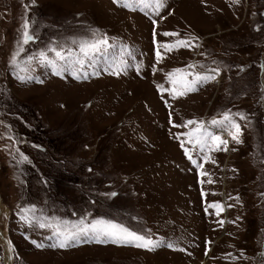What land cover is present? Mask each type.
<instances>
[{"label":"rangeland","instance_id":"1","mask_svg":"<svg viewBox=\"0 0 264 264\" xmlns=\"http://www.w3.org/2000/svg\"><path fill=\"white\" fill-rule=\"evenodd\" d=\"M24 20L34 39L17 62L31 70L18 72L9 61ZM101 37L109 47L84 57L80 78L39 61ZM177 39L188 46L161 48L158 61L157 46ZM213 68L196 91L171 93L175 69ZM226 112L240 143L211 123ZM188 120L204 122V147L183 135L196 127ZM33 206L37 217H103L174 246L81 237L48 247L51 230L21 218ZM0 264H264V0H164L159 14L135 0H0Z\"/></svg>","mask_w":264,"mask_h":264},{"label":"snow or ice","instance_id":"2","mask_svg":"<svg viewBox=\"0 0 264 264\" xmlns=\"http://www.w3.org/2000/svg\"><path fill=\"white\" fill-rule=\"evenodd\" d=\"M132 0H123L124 6L128 7ZM136 3L145 4V6L151 5L159 14V9L164 6V0H135ZM234 3H238L239 0H233ZM155 23V21H153ZM29 22L28 20H24L21 25L22 28V39L19 42L18 51L13 54L10 59V64L18 70V72H29L30 67H22L20 63L17 62V56L20 53L24 52L25 49L23 45L28 44L33 41L34 37L29 31ZM98 31V30H97ZM164 36H178V33H170L164 32L162 33ZM156 32L153 31V43L156 44L155 40ZM93 37H95V33H93ZM73 43H77V41H73ZM188 41L184 39H177L175 42L171 44H162L158 45L156 49V56L158 61L162 59V53L160 51L161 48L164 51L171 52L173 49L178 47H187ZM79 53L80 55H76L70 48L67 50V54H65L64 50H57L56 48H49V52H54L56 59H50L44 51H40L38 53V58L41 63L48 64L53 70L54 74H59L61 70L67 71L71 69L72 74L76 76L79 72L80 68L78 66H83L85 63L84 57H88L93 53L99 52L102 49H107L109 47V41L106 38H93L91 40H81L78 42ZM37 59L36 56H28L27 60L24 62L26 65H30L33 60ZM57 61L63 62L58 63ZM194 65H188L187 68H193ZM202 69L203 65L200 66ZM114 71L118 70V67L113 69ZM219 69H208L206 71H197V72H189L187 69H175L173 73H169L168 77L170 82L173 85L171 89V93L174 96H183L188 92H193L197 90V86L203 84L204 82L214 80L215 75L213 73L218 74ZM99 74V73H97ZM175 74H180L179 79L176 78ZM191 77V79H189ZM76 78H80L76 76ZM84 78H87L86 76ZM21 81L24 80H37V82L42 83L38 78L27 75V76H19ZM177 86H179L180 91H177ZM234 115L239 116L240 119H244L245 117L241 113H235ZM171 122V121H170ZM212 124H220V125H229L235 131L231 133L232 139L237 143H240L239 133H240V125L233 119V114L226 112L223 114L220 120L213 119L211 121ZM195 124L196 127L191 129L186 135L188 137V142L195 144L197 147H204L207 143V139L209 137V133L207 128L204 127V122L202 121H194L188 120L185 122L183 127H187L188 125ZM214 143L217 144V148L220 145H226L227 141L221 140L219 137H211ZM183 148V143L181 144ZM224 150H227L225 148ZM185 155L189 156V159L192 157L189 155L188 149H185ZM23 160H27V157H22ZM195 163V161H193ZM202 167V165H201ZM201 175H207V173L202 172ZM111 196H115L116 193H111ZM203 195V193H202ZM209 207L217 209V215L219 212L223 211V207L220 203H212ZM22 219L30 226L34 228L40 229H49L51 230V236L49 239H52L54 243L48 245V247L52 248H67L71 246L74 241L80 240L81 237H87L95 240L97 243H103L110 240L112 243L119 244H133L137 248L147 249L149 251L154 250L155 248L160 247L162 244L166 247L172 248L174 245L171 242H165L163 239L153 238L150 230L147 233H141L136 230H132L131 228L125 226L124 224L117 223L111 219H105L103 217L94 218L88 221L87 217H80L75 221L63 220L60 218L52 217H37L35 215L34 206L29 209H21ZM31 212L32 215L29 216L27 213ZM223 224V221H221ZM32 243L37 248H43L45 245L43 242L37 243L36 241H32ZM207 254V253H206Z\"/></svg>","mask_w":264,"mask_h":264}]
</instances>
